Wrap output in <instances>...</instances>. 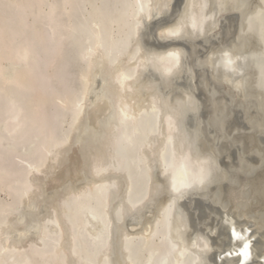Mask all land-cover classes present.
<instances>
[{
	"label": "bare ground",
	"instance_id": "6f19581e",
	"mask_svg": "<svg viewBox=\"0 0 264 264\" xmlns=\"http://www.w3.org/2000/svg\"><path fill=\"white\" fill-rule=\"evenodd\" d=\"M103 1L0 0V193L7 197L0 198V264H137L126 253L136 240L145 241L140 262L151 264L163 247L160 241L169 236L174 262L164 264H264V226L259 231L251 227L254 217L236 205L218 203L213 210L205 203L223 180L217 166L223 163V147L206 127L189 48L162 43L203 38L208 48L216 46L225 36L222 28L227 15L241 0H212V12L209 0H145L146 8L143 0H124L133 15L143 12L131 24L136 40L130 39L124 52L115 42L111 25L123 20L124 13L117 10L106 15L99 4ZM162 17L168 23H157ZM257 20L264 23V10L254 14ZM83 27L92 38L88 45L81 41L80 53L88 66L79 72L81 90L72 94L55 85L57 66L69 60L63 55L66 40ZM234 38L232 45L209 51L202 61L244 96V80L234 76L249 75L244 69L253 60L233 54L242 39L239 28ZM53 52L55 64L45 60V54ZM42 64L49 69H42ZM165 90H171L177 104L163 103L166 96L161 99L160 95ZM178 92L184 96L177 97ZM56 108L61 109L59 113H72L63 117L60 126ZM151 113L157 117L155 128L142 121L143 114ZM142 134L149 138L141 140ZM121 137L131 145L128 175L116 173V164L122 165L117 148ZM141 145L147 149L139 154ZM140 163L147 169L149 200L130 217L128 204L134 202L128 193L134 190L139 195L138 189L145 188L132 179L141 170ZM188 170L194 180L186 176ZM126 176L133 185L130 189ZM109 187L116 189L105 200L109 243L89 263L87 253L76 243L66 205ZM112 214L123 220L117 223ZM203 218L209 222L205 233L199 234L198 220ZM218 231L222 235L216 238ZM99 233L95 226L88 230L91 237ZM49 236L58 238L55 251L44 249ZM245 244L249 245L247 258Z\"/></svg>",
	"mask_w": 264,
	"mask_h": 264
},
{
	"label": "rangeland",
	"instance_id": "374dc122",
	"mask_svg": "<svg viewBox=\"0 0 264 264\" xmlns=\"http://www.w3.org/2000/svg\"><path fill=\"white\" fill-rule=\"evenodd\" d=\"M243 1V5L241 0V5L229 12L227 15V17L229 16L228 20L224 22L222 29L225 33L223 39H226V37L229 38V31L233 33L237 24L235 22V15H239V26L236 27L240 29L242 39L239 41V48H235L232 52L241 57H250L254 62L251 63V66H247L248 68L246 67V69H244L245 72L248 70L249 75L243 72L244 76H241L242 74L240 75L241 77L234 76L236 80H244V96H239L232 87L227 86L223 82L221 78L223 75L221 73L212 72L211 67L207 66L205 62L202 61L209 51H214L215 49L219 50L220 48L224 50V48L232 45L234 40L229 42L224 41L225 43L220 42L216 46L208 48L209 44L203 38L194 39V42L190 44H193L191 45L193 49H191L194 50L193 53L196 56H193L192 50L189 48V52H191L189 55V65L191 74H194L197 79L199 87L198 93L202 96L208 132H212L213 137L219 141L220 148L222 149L223 147V163L219 162V164H217L219 167L218 170L220 169L222 172H220V174L223 180L220 185L214 187V194L211 193L209 197L210 201H208L207 198L205 203L208 207L210 204V206L213 207L212 209L216 210L220 205L230 206V200H234L235 198V205L239 207V211L242 213L245 212L249 217H254V219H252L253 222L249 220L252 222L250 226L252 225L251 227L254 228L257 226L256 228L259 231L264 226V41L261 38L264 37L262 29L264 23L258 20L254 21V14L256 16L263 11L264 4L263 2L261 3L262 0ZM209 2H212V0H209ZM211 4L213 5L214 1L210 3L211 8L210 6L209 8L211 10L208 8L210 12L214 11ZM257 9L259 12H257ZM208 11L207 13H210ZM222 29H217L216 32L222 31ZM244 30H246L245 32L248 37L245 36V34L243 36V33H245L243 32ZM194 57H196L197 60ZM191 59L197 61L198 64L196 63V67L190 64ZM256 70L257 72L259 71V73H257ZM164 92V94L161 93L163 97L160 95L161 99L166 96L162 100L163 103L167 100L170 101L172 105L178 103L177 101V103L175 102L176 97L172 96L171 90H165ZM178 95L184 96L181 92L176 94L177 97ZM164 105L167 106L166 104ZM215 127L217 129H215ZM213 128L216 131L213 130ZM0 198L5 200L7 198L6 194L0 193ZM218 203L221 204L219 205ZM213 216H215V214H213ZM208 222L206 218L198 220L199 234L205 233L206 223ZM235 223L236 222L233 220L231 225ZM258 223L261 224L259 225ZM262 235L260 233V236ZM262 237L264 245V235Z\"/></svg>",
	"mask_w": 264,
	"mask_h": 264
},
{
	"label": "water",
	"instance_id": "95a60500",
	"mask_svg": "<svg viewBox=\"0 0 264 264\" xmlns=\"http://www.w3.org/2000/svg\"><path fill=\"white\" fill-rule=\"evenodd\" d=\"M87 3V2H86ZM144 6L146 5L145 0H143ZM100 8H102L104 10V12L106 13V15H110V13H114L117 10H121L122 13H124V15L122 16L123 20H117L115 22H112V26H115V42L116 44L119 46L120 50H122L123 52L127 50L128 43L130 39L136 40L135 37V33L136 30L135 28H132L131 24H135L137 22V16L141 15L143 12L140 10L139 13H136L133 15V13L131 12V7L130 5H128L124 0H108V1H103V2H99ZM87 6L89 8H91V5ZM146 8V6H145ZM144 8V9H145ZM78 16V15H77ZM81 16V14L79 15ZM121 18V19H122ZM170 18V17H169ZM235 18H237L239 20V15L236 14ZM106 19V17H105ZM174 19V18H172ZM105 21L103 20V23ZM159 24H166L168 23L167 17H162L158 20ZM79 24V23H78ZM106 24V23H105ZM110 25V24H109ZM108 25V26H109ZM79 26V25H78ZM236 26H239L238 24H236ZM235 26V31L236 33H233L231 36H229V38L220 40L219 42L221 43H225V42H229L231 40H234L236 37L237 38V30L238 28ZM104 32V29H103ZM90 31L87 28H81L78 31L75 32V36L73 35V37H70L66 40L65 45L63 46V55L66 58H69V60H67L66 62L64 61L63 64L58 65V80H55V85L61 87L63 90H65V92H69L72 94H77L80 90H81V82H80V76H79V72L83 69H87L88 63L87 61L81 56V41L82 44L84 43V45H88L91 41L92 38L90 36ZM190 40H181V39H177L176 42H171L169 41L168 43H163V45H168V44H172V43H178L180 45L186 46L187 48H192L190 43H193L194 41L192 40L191 42H189ZM225 41V42H224ZM206 44V43H205ZM57 45L54 46V48H56ZM201 51V49H200ZM55 58H56V52H53L52 54L48 53L45 54V60H51L53 62V64H55ZM194 59L190 60V64L193 67L197 66V61H193ZM189 61V58H188ZM197 63V64H196ZM233 65L230 64V67H232ZM41 68L46 70L49 69V66H47V64H42ZM67 68V69H66ZM75 68H79V71L77 72V70H75ZM68 70V71H66ZM212 72L215 71L214 68L211 69ZM144 71V70H143ZM154 72V71H153ZM211 76V75H210ZM212 77V76H211ZM194 80H192L193 82ZM61 110V109H60ZM60 110H58V108H56V114L58 116V121L56 122V124L58 126H60V124L63 121V117L67 115L71 116L72 113H65V111L62 110V113H59ZM156 115L154 113L151 114H143L142 115V121L143 124L145 126H150V124L153 126V128H155V126L157 127V119H156ZM57 130H60V128L58 127ZM118 131V129L116 130V132ZM150 131L151 129L149 128V135H150ZM60 133V131H59ZM57 133V134H59ZM148 136H144V134H142L141 140L144 139H148ZM153 136V135H150ZM144 140V141H146ZM130 144L124 140V138H119V141L117 143V148L119 150V156L122 158V165L121 167L119 166V164H116V173H127L128 175V171H130L129 167V163L127 158L130 156ZM147 149V147H145V145H141L140 147L138 146V150L137 153H142L143 151H145ZM26 152V150H25ZM135 152V151H132ZM171 153V151H170ZM121 154V155H120ZM7 161H10L9 155L7 154L6 157ZM169 159H172L171 156H168ZM139 165V164H138ZM140 165H142V163H140ZM140 167V166H138ZM141 170L137 169L136 172L134 173V175H132V179L133 182L136 181V184H143L145 185V188L140 191V188L138 189L139 191V195H136L134 190H130L131 192L128 193V198L130 197L131 199H133L134 204L130 205L128 204L129 207V215L130 217L132 215H137V210H140L142 208L143 205H146L148 203L149 200V189L148 186L149 184H147L145 181L149 180L148 176L145 174V172L147 171L146 166L142 165ZM129 169V170H128ZM111 170V169H110ZM110 170H108V172H110ZM189 171V170H188ZM186 171V176L190 175V180H194L195 176L193 173H191V171ZM128 178V176H126ZM128 181L130 182V179L128 178ZM146 183V184H145ZM132 183L130 182V186ZM116 189L114 187H109L108 190H102L99 192L98 195L96 196H85L79 200H77L76 202H71L69 204L66 205V210L67 212H69V217L68 220H70L73 224V231L75 230V233L77 234V238H76V243L77 245L84 251V253H87V257L89 260V263H91L92 261H96V255L99 249H104L105 246L107 247L108 243H109V239H108V232L109 230V225H107L106 223V217L104 214V211L106 209L105 207V200L107 198L108 193H115ZM139 196V200H135L134 198H137ZM235 198L234 200H230L229 204L230 205H235ZM83 204V205H82ZM120 214H122V211L119 212ZM117 218H115V215L112 214V218L116 221L117 223H120L121 220H123V217L119 214L116 215ZM209 217V216H208ZM86 218H88L89 223H86ZM85 219V223L83 222V220ZM119 219V221H118ZM121 219V220H120ZM81 227H78L80 226ZM120 225V224H117ZM93 226H95L96 228H100V233L91 237L88 234V230H91L93 228ZM55 227V226H53ZM168 229V233H169V227ZM222 232H217L216 233V238H218V236H221ZM170 237V236H169ZM165 238L163 237V240L160 238V236H158L156 239H160L162 241H160V243H162V248L160 253L158 252L156 257L154 258V260L152 261L151 264H164L165 260H170L174 262V253L171 252L170 248H168L169 244H170V238ZM58 238L54 237V236H49L45 242H44V249L48 250V251H55L56 247H58L59 243L57 242ZM155 242V241H154ZM145 241H140V240H136L135 242H131L130 245L127 246V249H129V251L126 253H129L131 259L133 262H136L137 264H143V262H140V258L141 256H143L145 254L144 251V247H145ZM169 249V250H168ZM7 256H12L11 253H8Z\"/></svg>",
	"mask_w": 264,
	"mask_h": 264
},
{
	"label": "snow or ice",
	"instance_id": "6c2138e0",
	"mask_svg": "<svg viewBox=\"0 0 264 264\" xmlns=\"http://www.w3.org/2000/svg\"><path fill=\"white\" fill-rule=\"evenodd\" d=\"M229 63H231V61H229ZM233 234H235V232ZM248 248H249V245L248 244H245L244 245V252H243V255H244L245 258H247L248 255H249Z\"/></svg>",
	"mask_w": 264,
	"mask_h": 264
}]
</instances>
